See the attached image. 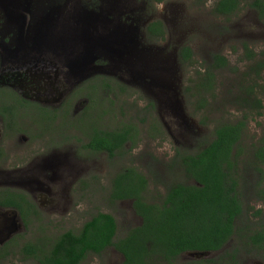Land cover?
<instances>
[{
  "label": "rangeland",
  "instance_id": "obj_1",
  "mask_svg": "<svg viewBox=\"0 0 264 264\" xmlns=\"http://www.w3.org/2000/svg\"><path fill=\"white\" fill-rule=\"evenodd\" d=\"M64 1L59 5L62 15L74 8L103 9V19L92 34L101 36L98 41L108 60L103 57L94 67L102 74L86 73V79H77L75 103L82 101L87 106L75 129L62 134L65 138L58 144L48 143L46 137L39 140L46 153L67 147L71 157L62 158L61 171H56L60 198H55L56 202L40 198L45 209L38 212L40 219L29 218L22 236L25 241L41 245L48 254L63 233H79L99 213L111 214L118 226L116 239L124 238L142 221L132 201L111 198L120 173L133 169L143 174L148 180L146 203L161 205L170 188L194 184L175 162L177 153L200 152L214 140L217 126L249 115L248 130L236 150L240 157L236 178L243 205L236 222L237 233L222 252L183 255L176 264H264V251L246 239L264 228V171L257 170L260 165L253 159L255 147L264 136V110L258 116L256 101L249 100L246 94L248 88H255L264 107V71L258 74L256 68L259 61H264V18L249 7L231 18L218 17L212 13L218 0ZM158 21L164 26V39L147 32V26ZM118 26L123 29L113 34ZM72 31L80 33L79 20L72 23ZM184 46L193 50V65L179 59ZM83 51L84 46L78 41L76 54L80 56ZM252 52L256 55L253 60L249 58ZM118 54L119 64L113 63L111 58L117 61ZM214 55L226 58L228 65L216 68L215 96L208 97V108L199 109L197 97L191 98L188 88L197 71L205 73L212 67ZM85 85L91 93L79 95V88ZM84 95L89 96L88 101ZM63 124L61 118V125L56 127L60 132L65 129ZM129 127L134 140L115 158L85 148L96 129L116 131ZM49 134L57 138L53 129ZM64 207L66 212L62 211ZM58 208L63 213H52ZM257 211H261L259 216H255ZM122 262V255L109 248L99 255L89 254L81 264Z\"/></svg>",
  "mask_w": 264,
  "mask_h": 264
},
{
  "label": "flooded vegetation",
  "instance_id": "obj_2",
  "mask_svg": "<svg viewBox=\"0 0 264 264\" xmlns=\"http://www.w3.org/2000/svg\"><path fill=\"white\" fill-rule=\"evenodd\" d=\"M60 1L0 0V264L16 260L41 264L44 259L42 246L31 245L22 236L29 218L40 219L38 212L45 209L40 198L52 202L60 198L56 171H61L62 158H70L71 152L64 147L46 153L39 140L46 137L48 143L58 144L65 138L62 134L75 129L87 106L75 103L77 79L83 81L86 73L102 74L96 65L103 57L108 60L98 41L101 36L92 34L103 19V9L74 8L62 15ZM77 20L79 34L72 31ZM122 29L118 26L113 34ZM78 41L84 46L80 56L76 54ZM81 93H91L90 88H79ZM84 98L88 101L89 96ZM61 118L62 132L56 128ZM52 129L57 138L49 134ZM87 144L85 148L94 152ZM62 211L58 208L52 213ZM29 246L36 251L25 252Z\"/></svg>",
  "mask_w": 264,
  "mask_h": 264
},
{
  "label": "trees",
  "instance_id": "obj_3",
  "mask_svg": "<svg viewBox=\"0 0 264 264\" xmlns=\"http://www.w3.org/2000/svg\"><path fill=\"white\" fill-rule=\"evenodd\" d=\"M156 1L163 3L165 0ZM246 7L256 10L264 18V0H218L212 13L231 18ZM147 32L152 37L164 39V26L160 21L150 24ZM249 58L255 59V53L252 52ZM179 59L186 65H193V50L188 46L182 47ZM212 59V67L205 73L197 71L188 88L190 97H197L199 109L208 108V97L215 96L216 68L228 65L222 56L214 55ZM256 68L258 74L263 72L264 61H259ZM248 89L247 97L256 101L255 109L258 116H262V101L255 88ZM249 119V115H245L235 123L217 126L214 140L196 154L178 152L175 162L194 184L170 188L161 205L146 203L144 194L148 180L143 174L133 169L120 173L115 178L111 198L113 201H132L141 225L124 238L116 239L118 226L115 218L111 214L99 213L86 222L79 233L70 231L57 239L49 253L40 260L41 264H81L88 254L99 255L109 248L122 255V264H176L183 254H210L225 248L236 235V222L243 213L236 178L240 157L236 150L248 130ZM133 134L131 127L116 131L96 129L86 147L115 158L128 143L133 142ZM253 159L256 165H260L257 170L264 171V136L255 147ZM260 214L261 211H257L255 216ZM246 239L251 246L264 251V228ZM35 251L33 246L25 250L28 254Z\"/></svg>",
  "mask_w": 264,
  "mask_h": 264
},
{
  "label": "water",
  "instance_id": "obj_4",
  "mask_svg": "<svg viewBox=\"0 0 264 264\" xmlns=\"http://www.w3.org/2000/svg\"><path fill=\"white\" fill-rule=\"evenodd\" d=\"M112 52H114V53H118L117 51H115V50H113L112 49ZM113 58V57H112ZM114 59V58H113ZM119 62H120V54H118V56H117V61H115V63L116 64H119ZM192 256H203V255H205V253H194V254H191Z\"/></svg>",
  "mask_w": 264,
  "mask_h": 264
}]
</instances>
